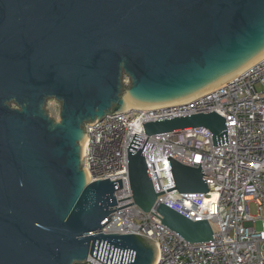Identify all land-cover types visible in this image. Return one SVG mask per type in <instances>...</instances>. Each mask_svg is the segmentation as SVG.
<instances>
[{
  "label": "water",
  "instance_id": "obj_1",
  "mask_svg": "<svg viewBox=\"0 0 264 264\" xmlns=\"http://www.w3.org/2000/svg\"><path fill=\"white\" fill-rule=\"evenodd\" d=\"M263 39L264 0H0V264H152L150 239L100 233L123 188L83 182V126L122 112L128 93L154 106L212 85ZM197 127L218 135L224 120L196 115L144 131ZM170 166L179 194L207 193L198 168ZM128 176L149 212L157 195L140 152L129 154ZM157 213L188 243L211 240L207 223L163 205Z\"/></svg>",
  "mask_w": 264,
  "mask_h": 264
},
{
  "label": "built area",
  "instance_id": "obj_2",
  "mask_svg": "<svg viewBox=\"0 0 264 264\" xmlns=\"http://www.w3.org/2000/svg\"><path fill=\"white\" fill-rule=\"evenodd\" d=\"M124 78L123 82L127 83ZM48 116L60 105L46 102ZM216 114L224 130L197 127L148 136L144 126ZM58 119H56L57 121ZM81 170L87 183L121 180L116 205L100 232L141 235L158 249L157 264H264V58L221 86L181 103L125 108L85 123ZM140 152L157 195L149 212L135 205L129 184V154ZM200 170L207 193L179 194L170 161ZM165 206L192 223L205 222L211 240L190 244L161 223ZM250 205L256 215L250 213ZM262 223V230L255 228ZM85 264H103L88 257Z\"/></svg>",
  "mask_w": 264,
  "mask_h": 264
},
{
  "label": "bare ground",
  "instance_id": "obj_3",
  "mask_svg": "<svg viewBox=\"0 0 264 264\" xmlns=\"http://www.w3.org/2000/svg\"><path fill=\"white\" fill-rule=\"evenodd\" d=\"M263 58H264V39L259 44H257L254 48H252L251 50H249L248 52H246L245 54L237 58L236 62L234 63L235 64L234 66L228 69L222 68L219 71V75H218L220 79H218L216 83L209 85L203 89L191 90L189 92H185L184 94H180L174 97V99L167 101L166 104L181 103V102L189 101L196 96H200L206 93L207 91L214 89L218 86H221L227 81L232 80L236 76L242 74L243 71H245L247 68L251 67L252 65L256 64ZM124 101H125V108L140 109V108L153 105V104L147 105L146 103L141 102L143 100L135 96L133 93H128L125 96ZM154 106H157V105H154ZM84 141H85L84 138L81 139L80 141V149H81L80 159L82 157V149H83ZM83 174H84L83 182L87 183L88 177L86 176V173L84 171H83ZM153 249H154V260L152 264H157L159 260L158 249L156 246H154Z\"/></svg>",
  "mask_w": 264,
  "mask_h": 264
},
{
  "label": "rangeland",
  "instance_id": "obj_4",
  "mask_svg": "<svg viewBox=\"0 0 264 264\" xmlns=\"http://www.w3.org/2000/svg\"><path fill=\"white\" fill-rule=\"evenodd\" d=\"M122 87H123V90H122V92H121V95L123 96V95H125V93H126V91H127V87H125V85H129V81H127V83H124L123 82V80H122ZM11 106H12V108H15L16 106L14 105V104H11ZM56 119H58V118H56ZM55 119V120H56ZM250 213H251V215L252 216H255L256 215V208H255V206L254 205H250ZM262 217L264 218V213H263V215H262ZM255 228L259 231V230H262L263 229V227H262V223L260 222V221H257L256 222V225H255Z\"/></svg>",
  "mask_w": 264,
  "mask_h": 264
}]
</instances>
